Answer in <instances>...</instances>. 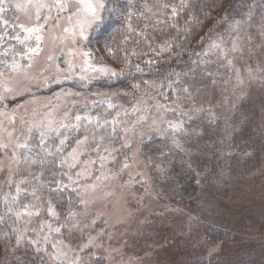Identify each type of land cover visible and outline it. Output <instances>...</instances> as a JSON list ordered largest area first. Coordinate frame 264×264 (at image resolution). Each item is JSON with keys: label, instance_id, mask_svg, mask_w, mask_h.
<instances>
[{"label": "rangeland", "instance_id": "1", "mask_svg": "<svg viewBox=\"0 0 264 264\" xmlns=\"http://www.w3.org/2000/svg\"><path fill=\"white\" fill-rule=\"evenodd\" d=\"M152 1L158 22L164 4ZM103 6L0 0V264H264V35L247 20L227 22L225 37L212 31L201 71L170 98L137 84L94 92L120 74L90 52ZM90 122L108 123L120 143L90 140L80 132ZM33 144L58 151L57 180L19 173ZM177 153L198 175L193 203L169 200ZM64 189L78 200L65 214ZM205 223L230 238L206 240Z\"/></svg>", "mask_w": 264, "mask_h": 264}, {"label": "trees", "instance_id": "2", "mask_svg": "<svg viewBox=\"0 0 264 264\" xmlns=\"http://www.w3.org/2000/svg\"><path fill=\"white\" fill-rule=\"evenodd\" d=\"M151 1L103 0L102 17L88 37L90 52L97 63L117 66L120 74L93 83L90 86L92 91L104 93L137 84L145 92L170 98L181 79L201 71L205 61V42L212 31L222 27L221 37H225L227 22L229 26L233 22L247 20L251 33L264 35V0H157L164 4L161 16L157 17L158 22L148 13ZM105 109L103 105L95 104L100 116ZM234 124H226L224 132H230ZM80 132L92 141L120 143L119 132H112L108 123L90 122L82 125ZM213 135L220 137V129ZM33 145L35 147L31 151L22 152L19 173L36 177L37 170L43 169L45 179L57 180L58 151L51 149L46 152L37 144ZM178 155L168 168V173L172 174L168 181L169 200L179 204L193 203L200 198L198 175L191 163L185 158L178 160ZM56 200L63 214L67 209H74L78 202L70 189L56 192ZM199 228L206 240L225 241L230 238L231 232L223 226L205 223ZM1 250L0 239V256ZM187 262L189 260H185V264ZM200 264L227 263L224 259L211 258L200 261Z\"/></svg>", "mask_w": 264, "mask_h": 264}, {"label": "water", "instance_id": "3", "mask_svg": "<svg viewBox=\"0 0 264 264\" xmlns=\"http://www.w3.org/2000/svg\"><path fill=\"white\" fill-rule=\"evenodd\" d=\"M77 3L76 2H69V10L72 11L76 8ZM59 61L64 64V59L60 58Z\"/></svg>", "mask_w": 264, "mask_h": 264}, {"label": "snow or ice", "instance_id": "4", "mask_svg": "<svg viewBox=\"0 0 264 264\" xmlns=\"http://www.w3.org/2000/svg\"><path fill=\"white\" fill-rule=\"evenodd\" d=\"M86 7L89 8L90 11H93V12L95 11L94 9L91 8L90 5H86Z\"/></svg>", "mask_w": 264, "mask_h": 264}]
</instances>
